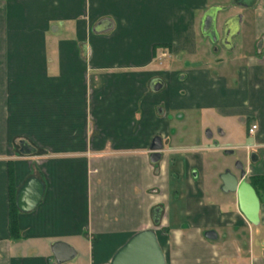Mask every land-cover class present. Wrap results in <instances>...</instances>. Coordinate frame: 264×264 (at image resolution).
<instances>
[{
	"label": "crops",
	"instance_id": "obj_1",
	"mask_svg": "<svg viewBox=\"0 0 264 264\" xmlns=\"http://www.w3.org/2000/svg\"><path fill=\"white\" fill-rule=\"evenodd\" d=\"M238 1L0 0V264H57V242L77 252L67 264H109L149 229L166 264H264V193L253 225L221 190L238 174L223 150L246 151L249 182L264 177V0ZM212 7L246 10L217 18L221 36L243 16L232 51L202 35ZM207 128L233 143L211 145ZM31 179L43 196L22 212Z\"/></svg>",
	"mask_w": 264,
	"mask_h": 264
},
{
	"label": "water",
	"instance_id": "obj_2",
	"mask_svg": "<svg viewBox=\"0 0 264 264\" xmlns=\"http://www.w3.org/2000/svg\"><path fill=\"white\" fill-rule=\"evenodd\" d=\"M256 0H239L236 2L241 5H253ZM226 8L212 7L206 13L202 21V35L209 38L213 43L220 45L228 51L235 47L234 39L241 32L242 15H236L228 18L220 36L217 30V18L220 12L226 11ZM163 141L160 137L154 138L151 145L150 158L153 164L160 161L163 151ZM29 151V150H28ZM27 152V151H26ZM228 154L232 152L228 151ZM239 174H234L226 170L221 176L222 192L237 195L239 209L245 218L253 225L260 224V198L246 178V172L241 163H237ZM35 183V191L29 194V184ZM43 196V185L38 181L31 179L17 196V207L22 212L33 210L41 201ZM209 240H216L217 234L214 231L205 233ZM53 254L57 264H67L77 257V252L68 244L57 242L52 246ZM109 264H166L164 252L159 244L157 234L154 230H144L133 235L124 246H122L113 256Z\"/></svg>",
	"mask_w": 264,
	"mask_h": 264
},
{
	"label": "rangeland",
	"instance_id": "obj_3",
	"mask_svg": "<svg viewBox=\"0 0 264 264\" xmlns=\"http://www.w3.org/2000/svg\"><path fill=\"white\" fill-rule=\"evenodd\" d=\"M229 12H236V13H240L241 14V13H245L246 10L242 9V8H239V7L235 8V9H230V10L221 12L218 17H222L223 15H225V14H227ZM236 41H237V43L240 44L241 39L239 38ZM216 51H219L221 56L222 55L224 57L230 56V54H228V52L224 51L220 46L214 47L212 55L215 54ZM215 56H218V55L215 54ZM208 132L210 134L213 133V136L208 139V142H210V144L213 145V146L230 145L234 141V138H230L228 135L224 136L223 133L219 129L207 128L205 130V132H204L206 137L208 135ZM242 140L244 141V143L246 142V134H245L244 131H243L242 137L239 138V141H242ZM225 151L226 150H223L221 152L218 151L219 152V156H220V160L222 161L223 164H228L231 168L236 169V164L238 162H243L244 155H245L246 151L241 149V148H239V147L234 148V150H233L234 153L231 154V155L225 154Z\"/></svg>",
	"mask_w": 264,
	"mask_h": 264
},
{
	"label": "trees",
	"instance_id": "obj_4",
	"mask_svg": "<svg viewBox=\"0 0 264 264\" xmlns=\"http://www.w3.org/2000/svg\"><path fill=\"white\" fill-rule=\"evenodd\" d=\"M164 48V46H157L155 49ZM10 178L12 183L13 178V172L10 170ZM250 183L256 190L258 196H260L262 193H264V177L263 176H254L250 178ZM18 210L15 205V190L14 188H11L10 190V235L13 240H17L20 237V230L18 225Z\"/></svg>",
	"mask_w": 264,
	"mask_h": 264
},
{
	"label": "flooded vegetation",
	"instance_id": "obj_5",
	"mask_svg": "<svg viewBox=\"0 0 264 264\" xmlns=\"http://www.w3.org/2000/svg\"><path fill=\"white\" fill-rule=\"evenodd\" d=\"M209 133V132H208ZM228 151H230V152H232L231 154H233L234 153V151L233 150H226L225 151V154H227V155H231V154H228L227 152ZM238 163H241L242 165H243V163L242 162H238ZM243 168H244V166H243ZM227 170H230L231 171V169H227ZM238 174L240 173L239 172V170L237 169V164H236V169H234ZM245 170V169H244ZM226 171V170H225ZM232 172V171H231ZM233 173V172H232Z\"/></svg>",
	"mask_w": 264,
	"mask_h": 264
},
{
	"label": "built area",
	"instance_id": "obj_6",
	"mask_svg": "<svg viewBox=\"0 0 264 264\" xmlns=\"http://www.w3.org/2000/svg\"><path fill=\"white\" fill-rule=\"evenodd\" d=\"M256 129V126H253L251 129H250V133H253L254 132V130Z\"/></svg>",
	"mask_w": 264,
	"mask_h": 264
}]
</instances>
